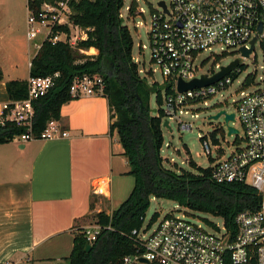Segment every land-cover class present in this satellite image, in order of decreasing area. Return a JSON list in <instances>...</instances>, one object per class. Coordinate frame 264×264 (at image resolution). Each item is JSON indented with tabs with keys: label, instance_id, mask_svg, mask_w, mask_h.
<instances>
[{
	"label": "built area",
	"instance_id": "built-area-1",
	"mask_svg": "<svg viewBox=\"0 0 264 264\" xmlns=\"http://www.w3.org/2000/svg\"><path fill=\"white\" fill-rule=\"evenodd\" d=\"M77 1L26 0V38L34 40L41 30H46L45 39L35 46L37 51L45 40L52 44L62 42L75 46L79 40L86 38L81 28L69 23L70 3ZM32 3L38 5L37 8H32ZM157 7L158 10H153L151 14L147 35L152 62L158 65L163 78L159 86L161 125L167 121L170 128V121H173L181 130L191 131V126L181 120L182 116L197 111L195 107L198 105L206 106L209 100L234 82L242 68L239 67V61L233 70L215 83L184 92L177 90L178 80L187 83L202 76L210 78L220 72L222 67L215 64L214 69L217 71L211 69L210 73H199L202 66L200 57L213 46H218L225 54L231 50L240 53L242 49L250 50L248 56L241 53L242 59L251 55L256 58L254 50L258 46L262 50L264 62V0H169V5L159 1ZM139 14H142L141 9ZM119 17L122 18V15ZM58 27H66L68 31H54ZM140 49L143 50L144 46H140ZM79 51L87 54L88 50ZM133 60L138 64L136 58ZM28 65L30 67L31 62ZM261 69L263 76L259 79L262 85L250 92L242 91L241 88L239 99L234 103L235 112L223 110L226 114L234 115V121L228 123L230 127L236 121L240 124L244 147L222 160L221 149L214 147L216 159H213L206 135H199V138H204L202 148L211 161L208 168L212 180L216 183L239 182L251 186L262 198L259 209L245 210L235 216L237 231L234 236L224 224L222 227L213 225L214 231L209 232L183 217L167 215L157 221L148 236L133 231L138 249L134 254L124 256L118 264H226L227 260L231 264H251L253 261L255 264H264V65ZM138 73L146 79L152 74H147L139 67ZM57 77L58 73L46 77H28L26 98L0 105V125L10 122L24 129V133L15 136L12 141H51L68 136L67 132L61 130L58 121L54 120L46 124L39 136L32 132V102L45 96ZM68 91L72 100L103 97L104 81L98 74L75 76ZM191 117L196 118L197 115ZM210 141L213 140L210 138ZM165 146L169 147L168 144ZM162 158L168 163V158ZM169 161L174 164L173 159ZM94 191L103 193L100 187ZM100 231L101 227L95 222L82 227L85 240L90 245Z\"/></svg>",
	"mask_w": 264,
	"mask_h": 264
},
{
	"label": "trees",
	"instance_id": "trees-1",
	"mask_svg": "<svg viewBox=\"0 0 264 264\" xmlns=\"http://www.w3.org/2000/svg\"><path fill=\"white\" fill-rule=\"evenodd\" d=\"M31 6L37 8L38 5L32 3ZM122 6L123 0L70 3L69 23L81 28L86 38L75 46L45 40L31 60L29 77L58 73L49 92L32 102L33 134L39 136L49 121L61 119V106L72 100L68 90L75 76L98 74L104 81L109 132L116 133L121 155L129 167L125 175L134 180L128 197L110 214L100 211L75 222L77 229L73 233L68 264H118L124 256L134 254L138 247L132 232H140L153 199L172 201L180 208L219 217L232 236L237 231L235 216L245 210L257 211L262 200L255 189L244 183L214 182L210 168L198 167L191 160L188 163L190 170L176 167V164L165 166L161 157V112L152 116L149 107L152 92L158 93L157 102L161 104V88L156 82L149 86L146 78L138 73L139 66L132 55L131 34L119 17ZM134 12L135 6H129L128 14ZM59 30L68 31L66 27L54 31ZM91 48L97 51L95 56L79 51ZM5 87L9 101L26 98L27 80H10ZM23 133L24 129L13 123L0 125V145ZM199 139L203 141L204 138ZM158 217L154 213L148 225L156 222ZM91 220L101 227V231L90 250L85 252L87 242L80 226ZM226 264H231L230 260ZM251 264H255L254 261Z\"/></svg>",
	"mask_w": 264,
	"mask_h": 264
},
{
	"label": "crops",
	"instance_id": "crops-1",
	"mask_svg": "<svg viewBox=\"0 0 264 264\" xmlns=\"http://www.w3.org/2000/svg\"><path fill=\"white\" fill-rule=\"evenodd\" d=\"M25 11L26 0H0V105L9 102L6 82L27 80L36 54L27 17L20 18ZM96 54L91 48L86 55ZM60 116L66 138L0 145V264L68 262L75 222L100 212L103 200L111 206L112 182L129 177L117 135L109 132L106 98L71 100Z\"/></svg>",
	"mask_w": 264,
	"mask_h": 264
},
{
	"label": "rangeland",
	"instance_id": "rangeland-1",
	"mask_svg": "<svg viewBox=\"0 0 264 264\" xmlns=\"http://www.w3.org/2000/svg\"><path fill=\"white\" fill-rule=\"evenodd\" d=\"M159 1H163L169 5V0H123V6L120 10L123 25L128 28L132 37L133 58L137 59L139 68L143 69L149 75L152 73V76L150 75V77L146 79L149 86L154 82L160 86L163 82L158 65L152 62L150 42L147 35L151 14L153 13V10H158L157 4ZM131 5L135 6V12L137 10L136 14L135 12L132 15L128 14L127 8ZM139 9H141L142 14H139ZM26 17V11L23 15H20L21 19H26ZM45 36L46 30H41V33H39V35L31 42L33 46L31 48V55H34L37 52L35 46L40 45L45 39ZM140 46H144V49L141 50ZM254 54L256 55V58L251 55L248 58L242 59L240 52L231 50L225 54L218 46H213L210 51H205L202 54L199 59V62H202V66L199 70L200 74L210 73V70L214 69L215 64L224 67L229 65L235 59L240 60L239 67L242 68V71L236 76L234 82L229 85L226 90L219 92L213 99L208 101L206 106L202 104L198 105L195 107L197 111L182 116L181 120L191 126V131L181 130L173 121H170L171 131L162 128L163 148L161 150V157L168 158L169 160L173 159L176 167L178 166L185 170H190L188 165L189 160L195 163L198 167L204 169L208 168L211 161L203 151L202 141L199 139L200 134L206 135V139L211 148L210 157L213 159H216L214 147H219L223 153L220 160L228 157L237 149L244 147L241 126L237 121L233 122L231 125L233 128L237 129L239 133L237 135L233 134L228 136L222 115L217 120H208V118L215 115L219 110L234 113V103L239 99L240 89L242 88V91L250 92L262 85L259 79L263 76V70L261 69L264 65L262 50L258 46H255ZM215 60H218L219 62L215 63ZM157 96L158 93L155 92L150 94L149 107L152 116L157 115L159 111ZM191 115H197V117H191ZM211 137H213L215 141L213 140L211 142ZM166 144H168L169 147H166ZM169 160H166L168 163H166L165 166L172 167L173 164L170 163ZM133 181L134 180L131 176L125 180L115 179L111 184L113 193L111 206L103 200L100 202L101 211L110 214L112 210L116 209L128 197L133 187ZM110 209L112 210L109 212ZM154 213L159 215L157 221H160L167 215L183 217L186 221L200 225L203 229L209 232L214 231L212 227L213 225H217L218 227L223 226V220L219 217L180 208L172 201L153 199L150 202L143 226L140 230L142 235L148 236L156 226L157 221L148 225V222ZM92 221L93 220L86 222L85 225L92 223ZM65 264H68V262Z\"/></svg>",
	"mask_w": 264,
	"mask_h": 264
},
{
	"label": "water",
	"instance_id": "water-1",
	"mask_svg": "<svg viewBox=\"0 0 264 264\" xmlns=\"http://www.w3.org/2000/svg\"><path fill=\"white\" fill-rule=\"evenodd\" d=\"M160 5L163 6V3L161 2ZM254 42V41H253ZM252 42V44H253ZM250 50H241V53L243 56H248ZM240 60H234L233 62H231L229 65L222 67L220 72H218L217 74L213 75L212 77L208 78L206 76H202L200 79H195L192 80L190 82H183L182 80H178L177 82V90L179 92H184L187 90H191L193 88H198V87H203V86H207L210 85L212 83H215L216 81H218L219 79H221L223 76H225L226 74H228L231 70H233L238 64H239ZM221 115H223V121H224V125L227 129V135H237L238 134V130L230 127L228 125L229 121H234V115L233 114H226L223 110L217 112L215 115L211 116L208 118V120H217ZM163 127L167 128L168 130H170L167 121L163 122ZM91 248L90 244H86L84 247V251L88 252ZM141 261L147 263V261L141 259Z\"/></svg>",
	"mask_w": 264,
	"mask_h": 264
},
{
	"label": "bare ground",
	"instance_id": "bare-ground-1",
	"mask_svg": "<svg viewBox=\"0 0 264 264\" xmlns=\"http://www.w3.org/2000/svg\"><path fill=\"white\" fill-rule=\"evenodd\" d=\"M91 52H93V51H91Z\"/></svg>",
	"mask_w": 264,
	"mask_h": 264
}]
</instances>
